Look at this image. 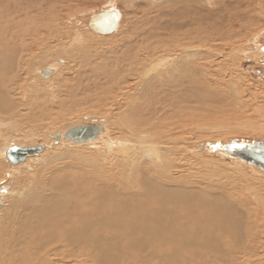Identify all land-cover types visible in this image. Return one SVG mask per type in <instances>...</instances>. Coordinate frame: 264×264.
Segmentation results:
<instances>
[{
	"label": "bare ground",
	"instance_id": "1",
	"mask_svg": "<svg viewBox=\"0 0 264 264\" xmlns=\"http://www.w3.org/2000/svg\"><path fill=\"white\" fill-rule=\"evenodd\" d=\"M41 2L9 0L6 9H11L0 12V183L9 172H15L7 183L15 186L7 193L12 198L0 206V264H264V186L260 182L246 184L242 196L233 199L234 186L215 180L211 186L209 182L199 184L192 179L201 176L199 170H187L182 162L187 152L183 129L191 119L188 107L198 108L191 106L196 103L204 110L220 91L230 94L233 78L224 71L223 61L227 56L234 62L237 41L227 40L224 47L213 43L217 38L214 28L222 22L203 17L210 23L204 31L197 28V39L189 37L188 30L179 31L186 26L182 20L152 22L149 28L133 32L136 35L131 39L115 45L105 41L112 45L105 48L106 43L79 33L71 37L69 31L60 34L59 24L41 19L62 10L38 12ZM109 11H115L120 20L112 8L92 16L88 28L97 15ZM183 14L177 10L176 18ZM198 18L200 22L202 17ZM243 23L236 35L246 27L245 20ZM223 37L221 34L220 40ZM89 43L96 46L91 49ZM48 44L60 47L61 54L81 70L76 83L58 85L60 73L71 68L69 61L60 66L58 75L60 62L55 68L44 69L48 77L38 70L34 79L28 77L25 82L24 73L32 70L39 60L33 59L47 50ZM97 45L105 49L101 51ZM38 74L45 81L56 76L60 88L49 87L52 90L47 92L39 85ZM88 102L109 107L103 117L82 122L102 127L88 142L94 151L81 148L71 151L73 154L61 153L73 146L65 142L70 141L63 134L76 126L65 128L57 140L50 130L47 135L42 129L58 124ZM12 133H22L20 139L26 144L45 146L42 155L27 158L18 167L11 165L5 153L15 142L8 135ZM53 138L60 144L51 152ZM227 147L225 155L260 170ZM35 162H42L38 167L41 172L32 169ZM198 185L210 186L205 188L208 193L196 189ZM249 191L248 197L257 195L255 204L262 200L263 204L249 206L245 195ZM4 195L0 194V202L7 201Z\"/></svg>",
	"mask_w": 264,
	"mask_h": 264
},
{
	"label": "rangeland",
	"instance_id": "2",
	"mask_svg": "<svg viewBox=\"0 0 264 264\" xmlns=\"http://www.w3.org/2000/svg\"><path fill=\"white\" fill-rule=\"evenodd\" d=\"M42 1L44 3L41 2L39 4L38 12L39 11L46 12L47 11L46 8H49L50 13H52L54 9L57 11L62 10V12H59L56 15L55 13L51 15L48 12L49 17H45L44 19H41L38 16L39 14H33V15H36L42 21L50 20L51 24H59L60 34L64 35L65 33L64 31H66V33L69 31L70 33L68 32V35L70 34L69 37H71L72 34L77 35L76 33H79L80 35H84L85 38L87 37V39L89 40L101 41L103 43L110 42L113 45H115L116 42L118 43L124 40L131 39L132 37L136 35L134 33H138L142 31V28H145V29L149 28V23H152V22L160 23L161 22L162 24H164V22L166 23L168 20H173L175 22H179L180 20L184 21L186 26H184V28L180 29L179 31L185 32L186 30H188L187 32H189V34L187 35L189 37H194L197 39L199 38L198 36L199 29L197 28L201 27L202 29H200V31H204L206 29H203V28H206L207 25L212 21V19L217 20L218 18L219 22H222V23L218 24L214 28L216 30L215 37L217 38H214L215 42L213 43L219 46L221 45V47H224V44H222L223 42H228V41L233 42V39H235V42L237 41L235 44L236 54H235L234 62L229 60L230 58L227 56L225 57L226 60L223 61V65H224L223 69L224 71L231 74L233 78V82L230 84L228 88L230 92L229 95L220 91V95L219 96L217 95L213 101L208 103L203 108L204 110H202V108L199 110L198 109L199 105L196 103L191 104V106L197 105L198 108L187 106L189 108L188 115L191 114L192 117H190L191 115L189 116L188 119L190 118L191 119L186 122L188 125L185 123V128L183 129L182 135L186 141L185 146H186L187 152L184 154V160H182V162L185 163L186 169L189 168L187 170H190L192 172L193 171L196 172V170H199V172L198 171L197 172L200 173L201 176L198 177L195 175V177L192 178L194 179V181H199V184L205 185V183L209 182V185H210L211 182H212L211 184H215V182L217 183L222 182L227 185H232L230 187L234 186L235 194H233V197H234L233 199L242 196L241 191H244L245 189H247L245 188L246 184H252V182L255 184L257 182H260V184L264 186V172L260 170L256 172L254 171L256 168L250 169V168H247V166H245L244 164H238V162L234 160L235 158L233 155L232 157H229L224 154L227 150L226 149L227 145H230L231 142L249 143L253 141L254 142L264 141V135H263L264 134V128H263L264 127V102H263L264 101V15H263L264 7L261 8L262 2L264 3V0H234V1L233 0H213V1L212 0H208V1L207 0H184V1L183 0H169L170 2L168 0H52L53 2L49 0V3H48L49 5L46 4L44 0ZM231 1H233V3ZM15 2H17V0H15ZM200 3L205 4V5H202ZM228 3H231L232 6L231 4H229L230 6L227 5ZM7 4H9V0H0V12L1 13L4 14L6 13V10L8 11L11 9V8L6 9ZM112 8L113 10H116L120 15L119 25L115 33L108 35V36H101V35L95 34V32H93L92 30L88 28V20L92 16L100 12L111 10ZM223 8H225L224 11H223ZM177 10L184 12L182 17L176 18ZM194 14L198 16L200 15L202 17L200 19V22L198 20L199 19L198 16H194ZM213 14H215L216 16L212 18L211 16ZM192 15L194 17H192ZM230 15L235 16V18L229 17ZM236 15H240V16L237 17ZM242 15L244 16L243 22L245 20L246 27L243 30L241 29L243 33L240 32V34L236 35V31L239 29V27L243 28L244 26V23L241 20ZM245 16H247L246 17L247 19L245 18ZM50 17L54 19V22L53 20L50 19ZM55 17H57V21ZM203 17H205L210 22L205 21ZM249 17H250V20H249ZM224 18H226V20ZM189 19L194 20L195 22L194 23L192 22V24H190ZM221 34H224L223 40L222 39L220 40L219 38ZM231 35L233 36L235 35V37ZM125 36L126 38H124ZM254 39L256 40L255 43H254ZM108 43H106L107 45L104 44L105 48L112 46V45H108ZM51 44H48L49 45L48 49L43 52L44 55L48 52V55L46 54V56H44L42 53L38 55L37 58L35 57L33 59V62L34 61L36 62L38 59L40 61L38 60L36 62L37 64L35 63L32 66V70L28 71L27 73H24V77L27 75L25 78V82L28 79V77H30L31 79H34L33 78L35 77L34 74H36V71L38 70L42 71L46 69L47 67L52 66L55 68L58 66L57 67L58 70H56V73L58 75V73H60L59 71L60 68L63 67L64 65L65 66L67 65L66 63L67 61H69L71 64V60L69 58L66 59V57H64V55L61 54L62 52H60L61 51L59 49L60 47L58 48L57 46H54ZM89 44H90L89 48L91 49H93V47L96 46L94 44L91 45V43ZM71 47L74 48L75 46H71ZM97 47L101 48L100 49L101 51L105 49L104 47H103L104 49H102V47L99 45H97ZM244 49L250 52L246 53ZM237 50H241V51H237ZM57 62H60V64H58ZM194 62H196L197 64L199 63L197 60H194ZM56 63L58 64L57 66H56ZM37 65L39 68L36 67ZM73 67L74 66H72L71 64L70 70L69 71L66 70L67 72L65 71L67 74L64 73L62 75V73H60L62 77L61 82H58L55 80L56 76H54L55 78L54 77L52 78L50 76L49 78H47L48 80L45 81L41 79L38 74L37 78L40 80V83H41V84L39 83L38 84L44 85V87H46L45 90L47 92L54 89V87L55 89L56 88L58 89L60 87L62 88V86L65 84L72 85L77 82V79H76L77 78L76 75L78 74L77 71L78 72L81 71L78 69L77 66H75L74 68ZM32 71H35V72L32 73ZM50 79L51 80L53 79V80L51 81ZM57 82L60 87L57 86ZM61 83H63V85H61ZM49 87H51L52 89ZM34 88H37V86ZM90 95H93V94H90ZM33 96L37 97L35 94H33ZM108 109H109L108 106H104V105L97 106L96 102H88V103H85L84 105H81V106L79 105L76 107L75 111H73L71 114H67L65 117L62 118V119L64 118L66 119H64L61 122L58 121L59 123L52 125L51 128H49L50 126L45 129L43 128L42 132L48 135V132L50 130L49 133L55 136L61 133V131H63L65 128L67 129L68 127H70L71 124H73L74 126H80V125H83L84 123L82 122L87 121V119H92V118L99 119L103 117L104 115L108 114ZM195 109H198V110H195ZM195 111H199V112L195 113ZM193 113L195 114V116ZM197 117L199 119L194 120V118H197ZM188 122L191 124H189ZM109 129L111 133L112 128L110 126H109ZM51 130L52 132L54 130L55 131L52 133ZM184 130H186V132ZM261 133L263 134L261 135ZM8 135L9 137H14L13 140L15 142H12L10 144L11 147L20 146L21 144L23 146H36L37 145V144L34 145V143L32 142L26 144L25 139L24 140L22 138L20 139V136L24 137L22 133L20 134L12 133ZM18 136H19L18 138L19 140L17 139ZM59 141H56L53 138L51 140L50 146L52 147V145L54 144L55 145L51 149H49V151L52 152L54 147L60 144ZM65 142L73 146L71 147L67 146L65 147V149L64 148L61 149L60 150L61 153L64 152L66 154H73V152L79 151V149L81 148L84 151H90V150L94 151L90 147L91 143H82V144L75 143L76 144L75 146L74 143L72 142H67V141ZM42 147L45 148V146H42ZM67 149H69L67 151L68 153L65 151ZM211 150H213L212 151L213 154L211 153ZM217 150L219 151V154ZM42 153H40V155H38L37 157L41 156ZM41 163L35 162L33 166H31L32 169L38 170V167L40 169V167H42L40 166ZM21 165H24V164H21ZM15 167L16 166H14V168ZM23 170L25 169L23 168ZM38 172H41V170H38ZM14 174H15L14 171L13 173L9 172L4 178V180L1 181L0 183V189H1L0 194L4 193L5 194L4 196L7 200V201L3 200L0 202L1 207L4 206L6 203H8L9 200L12 198V197H9V194L7 193L9 191H14L15 186L13 185L9 186L7 185V183L12 181L13 178H11V176ZM202 175L205 176L204 179L201 178ZM2 179L3 177H0V180ZM227 182L228 183L230 182V183L228 184ZM236 183H239V184H236ZM18 184L21 185V182ZM24 184L25 183H23V185ZM203 185L201 186L198 185L196 189L198 188L208 193V191H206L205 188L210 187L211 185L210 186H203ZM238 185H241L242 187L241 186L237 187ZM242 188L243 189L245 188V189L242 190ZM249 194H251L250 191L245 194L247 195V204L249 206L252 205L254 207L255 205L257 206V205L263 204V200L259 204H255V197L257 195L256 196L251 195V197H248ZM263 198H264V192H263L262 199Z\"/></svg>",
	"mask_w": 264,
	"mask_h": 264
},
{
	"label": "water",
	"instance_id": "3",
	"mask_svg": "<svg viewBox=\"0 0 264 264\" xmlns=\"http://www.w3.org/2000/svg\"><path fill=\"white\" fill-rule=\"evenodd\" d=\"M118 21V14L115 11H109L97 15L96 18L91 20L89 28L95 33L108 35L116 30ZM41 74L45 78L48 77L47 70L42 71ZM101 130L102 127L98 123H86L68 129L63 134V138L76 144L88 143L93 141ZM54 138L57 140L59 135H55ZM229 147H231V153L237 158L253 164L261 171H264V142H231ZM43 150L44 147L15 146L7 149L5 157L11 165H17L20 162L25 161L27 158L40 155Z\"/></svg>",
	"mask_w": 264,
	"mask_h": 264
}]
</instances>
